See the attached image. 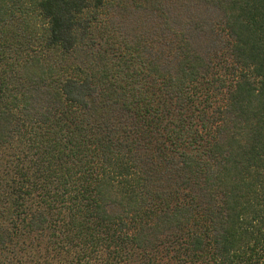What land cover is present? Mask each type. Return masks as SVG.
<instances>
[{"label":"trees","instance_id":"obj_1","mask_svg":"<svg viewBox=\"0 0 264 264\" xmlns=\"http://www.w3.org/2000/svg\"><path fill=\"white\" fill-rule=\"evenodd\" d=\"M188 1L0 0V264H264V0Z\"/></svg>","mask_w":264,"mask_h":264},{"label":"rangeland","instance_id":"obj_2","mask_svg":"<svg viewBox=\"0 0 264 264\" xmlns=\"http://www.w3.org/2000/svg\"><path fill=\"white\" fill-rule=\"evenodd\" d=\"M184 2H181V4H177V6L175 7L174 5H170L172 8H174L175 10H177V15H179L180 13H178V11L180 12L184 6H189L191 7V9L193 8V4H186V3H189L188 0H183ZM128 3L130 2H124V5H127ZM175 3V2H173ZM191 5V6H190ZM182 7V8H181ZM122 13V14H121ZM195 13V17L198 15L199 17V21H200V18L201 16L205 15L202 13V11H194ZM202 13V14H201ZM115 16V23H120L121 27L124 28V31L126 29L129 28V30L133 27V26H136L138 21L143 23V20H139V16L137 13H131L130 11H122L120 9H117L114 11V14ZM122 15V16H121ZM214 20V16L210 15L208 18H207V21H206V24L205 26L203 27L206 31V34H207V37L204 38V39H201V43H200V46L201 47H205L204 49L205 50H213V48H216L215 46H217L220 40V38H223V41H222V44H224V33L220 32L219 29H214V32L211 33V30H213L214 28V25L211 24L209 21H213ZM215 21V20H214ZM196 22V21H195ZM194 20H192V23L194 24L195 23ZM213 23V22H212ZM132 24V25H131ZM202 29V28H201Z\"/></svg>","mask_w":264,"mask_h":264}]
</instances>
